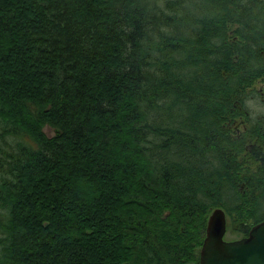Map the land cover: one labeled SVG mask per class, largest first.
Here are the masks:
<instances>
[{
	"label": "trees",
	"instance_id": "1",
	"mask_svg": "<svg viewBox=\"0 0 264 264\" xmlns=\"http://www.w3.org/2000/svg\"><path fill=\"white\" fill-rule=\"evenodd\" d=\"M263 83L264 0H0V264H198L215 208L247 236Z\"/></svg>",
	"mask_w": 264,
	"mask_h": 264
},
{
	"label": "water",
	"instance_id": "2",
	"mask_svg": "<svg viewBox=\"0 0 264 264\" xmlns=\"http://www.w3.org/2000/svg\"><path fill=\"white\" fill-rule=\"evenodd\" d=\"M225 234V213L214 209L207 220L199 264H264V219L243 238L226 241Z\"/></svg>",
	"mask_w": 264,
	"mask_h": 264
},
{
	"label": "rangeland",
	"instance_id": "3",
	"mask_svg": "<svg viewBox=\"0 0 264 264\" xmlns=\"http://www.w3.org/2000/svg\"><path fill=\"white\" fill-rule=\"evenodd\" d=\"M261 97L264 98V95L262 94ZM249 100L250 99H248V101L246 103V107L249 110V117L251 119L258 118L261 116L264 117V107H263L264 104H263L261 98H259L258 100L253 99V100H256L255 102H249ZM231 126L232 127L229 130H230V135L232 137L236 138L239 136H243L245 134V131H246L247 119H245L244 117L238 118L237 120H235L231 123ZM44 132L48 137H52L54 135V131L49 127H45ZM255 146H257V145L250 142V141H247L244 145L246 150L253 148ZM242 156L243 155H241L239 157L240 161H241ZM244 164H246V166L249 167L252 172H254L257 169V167H259V163L256 160H254L253 158H252V160L251 159L245 160ZM239 238H241V235L238 234L233 227L228 229L227 233L225 234V240H227V241L236 240Z\"/></svg>",
	"mask_w": 264,
	"mask_h": 264
},
{
	"label": "flooded vegetation",
	"instance_id": "4",
	"mask_svg": "<svg viewBox=\"0 0 264 264\" xmlns=\"http://www.w3.org/2000/svg\"><path fill=\"white\" fill-rule=\"evenodd\" d=\"M257 91H258V95H255L257 97V99L261 98L263 104H264V98L261 97V95L263 94L264 95V83L263 84H259L258 87H257ZM252 97V96H251ZM253 98V97H252ZM232 126H229V129L231 128Z\"/></svg>",
	"mask_w": 264,
	"mask_h": 264
}]
</instances>
